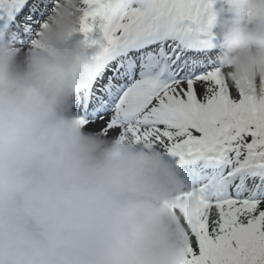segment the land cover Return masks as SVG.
I'll use <instances>...</instances> for the list:
<instances>
[{
    "label": "clouds",
    "instance_id": "clouds-1",
    "mask_svg": "<svg viewBox=\"0 0 264 264\" xmlns=\"http://www.w3.org/2000/svg\"><path fill=\"white\" fill-rule=\"evenodd\" d=\"M208 14L228 84L264 83V0H216ZM82 18L80 0H59L26 51L0 36V264H185L181 171L72 112L95 67Z\"/></svg>",
    "mask_w": 264,
    "mask_h": 264
},
{
    "label": "snow or ice",
    "instance_id": "snow-or-ice-1",
    "mask_svg": "<svg viewBox=\"0 0 264 264\" xmlns=\"http://www.w3.org/2000/svg\"><path fill=\"white\" fill-rule=\"evenodd\" d=\"M89 70L72 101L86 131L162 151L187 189L173 212L185 264H264V83L218 66L216 0H80ZM59 0H0V36L22 52ZM247 83V82H245Z\"/></svg>",
    "mask_w": 264,
    "mask_h": 264
},
{
    "label": "rangeland",
    "instance_id": "rangeland-1",
    "mask_svg": "<svg viewBox=\"0 0 264 264\" xmlns=\"http://www.w3.org/2000/svg\"><path fill=\"white\" fill-rule=\"evenodd\" d=\"M170 159V158H169ZM171 160V159H170ZM172 161V160H171ZM173 162V161H172ZM174 163V162H173Z\"/></svg>",
    "mask_w": 264,
    "mask_h": 264
}]
</instances>
